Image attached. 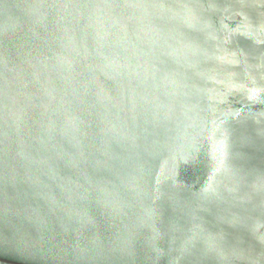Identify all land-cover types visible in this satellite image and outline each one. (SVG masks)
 <instances>
[{
  "label": "clouds",
  "instance_id": "clouds-1",
  "mask_svg": "<svg viewBox=\"0 0 264 264\" xmlns=\"http://www.w3.org/2000/svg\"><path fill=\"white\" fill-rule=\"evenodd\" d=\"M184 0H0V239L71 237L93 264L134 246L144 124L188 54Z\"/></svg>",
  "mask_w": 264,
  "mask_h": 264
},
{
  "label": "water",
  "instance_id": "water-1",
  "mask_svg": "<svg viewBox=\"0 0 264 264\" xmlns=\"http://www.w3.org/2000/svg\"><path fill=\"white\" fill-rule=\"evenodd\" d=\"M188 54L154 101L134 246L93 264H264V0H184ZM26 225L0 264H81Z\"/></svg>",
  "mask_w": 264,
  "mask_h": 264
}]
</instances>
